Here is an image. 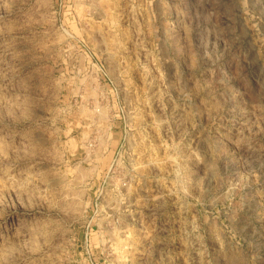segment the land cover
<instances>
[{
    "label": "rangeland",
    "instance_id": "obj_1",
    "mask_svg": "<svg viewBox=\"0 0 264 264\" xmlns=\"http://www.w3.org/2000/svg\"><path fill=\"white\" fill-rule=\"evenodd\" d=\"M0 264H264V0H0Z\"/></svg>",
    "mask_w": 264,
    "mask_h": 264
}]
</instances>
